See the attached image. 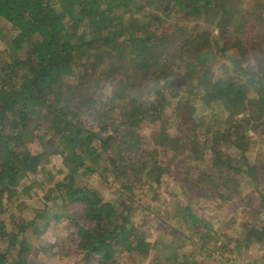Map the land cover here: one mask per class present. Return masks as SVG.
<instances>
[{
	"label": "trees",
	"instance_id": "1",
	"mask_svg": "<svg viewBox=\"0 0 264 264\" xmlns=\"http://www.w3.org/2000/svg\"><path fill=\"white\" fill-rule=\"evenodd\" d=\"M253 1L257 10L246 7L247 0H0V19L16 30L10 39L11 56L0 58V198L3 194L14 196L19 178L35 174L43 157L62 156L68 169L54 189L63 204L83 205L79 216L69 215L76 229L77 248L86 258L96 256L104 264H128L133 253H143L151 245L145 240L146 233L130 220V204L120 199L118 208L86 180L78 179L95 174L106 180L112 175L124 193H131L146 180L161 183L166 169L136 154L137 144L151 137L164 151L172 148L177 154H186L187 162L195 160V176L188 177L192 164L182 178L189 195L220 193V206L233 208L225 224L215 230L206 228L210 235L202 246L207 250L205 256H210L211 250H219L221 256L241 245L257 244L264 260V225H250L241 239L225 231L237 221L238 213L248 216L242 221L247 225L254 220L252 211L264 210V67L253 72L240 66L243 55L250 52H260L258 61L264 66L260 44L247 38L248 31L255 35L256 24L251 20L264 30V0ZM149 4L155 11H144ZM172 9L176 20L183 19L182 25L172 23L176 39L158 33L155 27L160 20L167 21ZM209 26L217 29V36L210 34ZM245 37L246 46L242 44ZM230 49L240 54L229 62L243 80L228 73L216 76L210 66ZM77 70H82L81 80L74 83L71 76ZM180 80L190 83L192 90L175 106L189 131H184L181 143L169 132V118H165L168 99L176 98ZM106 83L113 92L102 102ZM143 85L150 88L142 99L128 97V91ZM153 92L156 101L146 107L147 96ZM214 102L221 104L225 116L214 117L215 129L205 128L201 136L194 132L198 126L204 130L192 119L198 115L195 108L198 105L201 112L207 110L213 116ZM113 110L117 119L114 113L112 118L108 116ZM35 116L49 119L55 127L54 146L49 132L45 134L49 147L43 144L36 151L28 146L33 130L28 125ZM96 121L98 132L93 129ZM146 124L151 125L149 135L142 132ZM181 127H176L178 132ZM256 138L258 147L252 152L250 142ZM261 180L257 196L244 193L245 187L237 184L251 182L257 191ZM45 197L48 200L50 196ZM255 198L259 202L252 206ZM46 199L29 220L10 231L0 218V264L26 263L29 231L34 236L42 232L37 229L46 214ZM246 203L249 205L242 208ZM185 212L187 219L183 216L179 222L198 226L201 218L194 217L189 208L185 207ZM260 221L262 218L257 223ZM214 238L221 241L217 248Z\"/></svg>",
	"mask_w": 264,
	"mask_h": 264
},
{
	"label": "rangeland",
	"instance_id": "2",
	"mask_svg": "<svg viewBox=\"0 0 264 264\" xmlns=\"http://www.w3.org/2000/svg\"><path fill=\"white\" fill-rule=\"evenodd\" d=\"M244 3L246 7H250L253 10L258 9L256 7L257 3H254L253 0H247V2ZM144 11L150 12L155 11V9L153 5L149 4L146 5ZM168 12L169 15H166L167 21H163L166 20V18L162 19L156 23L155 27H157L158 33L172 35L173 38L176 39L177 34L173 32L176 28L172 26V23L175 22L177 25H182L183 19L180 17V20H176L178 18L176 13H173V9L168 10ZM251 22L252 24H256L254 31L255 35H253L251 31L250 33L248 31L247 38L253 37V43L260 44L261 49L264 51V30L260 27L261 24L253 20H251ZM190 24L191 23H189V25ZM199 24L203 29L205 26L203 21H200ZM209 28L212 29L211 35H218L216 28H211V26H209ZM15 33L16 30H12L7 22L0 19V58L5 59L11 56V54H9V52H11L10 39ZM242 44L246 46V37L242 40ZM237 54L240 55L239 52H234V50H225L219 54L216 59L212 60L210 66L212 70H214L215 75L220 76L227 73L228 75L234 74V77L238 78V80H243V75L238 77V68H234L229 62L231 58L235 59V56H238ZM244 55L240 60L241 68L254 72L264 67L258 61V59H260V52H250V54L247 53L245 56ZM227 68L230 69L227 70ZM81 73L82 70H77V72L71 76L74 83L80 82L81 79L79 78V74ZM177 86L179 91H177L178 94L176 98L172 100L170 98L168 99L169 105L166 108L165 118H169V120H166L169 132L171 131V134H175L173 136H176V140L181 143L180 138L182 134L184 131L186 133L189 131L188 127H186L187 124H184V120L175 113V106L178 99L180 100L181 97L185 96L188 97V91L192 90H190V83L188 84V82L184 80H180ZM149 88L150 85H143L133 91H128V97L134 96L142 99ZM103 89L100 100L105 102L107 96L113 92V88L109 83H106ZM121 102L120 99L115 101L114 104L117 106ZM214 104L215 111L213 110V116H211V113H207V110L205 113L201 112V108H198V105L196 106L195 114L198 115L192 116V119L197 123L200 122L204 130L198 126L196 131H194L195 133H200L202 136L205 132V128L210 127L215 129L216 125L212 123L214 117L220 118L219 116L222 115L223 118L225 116L226 111H220V108H222L221 104L219 102H214ZM99 106L100 105L97 104V108ZM105 107H103V109ZM115 111L117 112V110ZM113 113L114 118L117 119V114L115 115L114 110L112 113L108 111L109 118H112L111 115H113ZM201 113L203 114L200 115ZM85 120L87 124H90V118L86 117ZM97 122L98 121L94 123L95 127H93L96 132H98V128L96 127ZM48 125L51 129L48 128ZM28 126L33 128L28 141L30 142L28 143L30 148L36 151L41 150L43 148L42 145L46 144V140L49 138L45 135L47 132H49L50 137H53L54 140L51 146L57 143L55 135H58V132L55 130V127L51 125L49 119L45 121L43 118L35 116V118L31 119ZM178 126H182L179 132L176 128ZM150 128L151 125L146 124L143 126L142 132L149 135ZM150 138H143V140L137 144L139 147L137 151L141 150V152L136 151V154H140L143 159L148 157L149 162H155V164L157 163L161 168L166 169L165 173L162 175L163 178L161 183L156 184L151 180H146L143 184L135 186L131 193H124L118 189L117 181L115 182L112 175H108L106 180H101V178L95 174L90 177L86 176L78 179L79 182L86 180L92 188L96 189V191L102 195L104 200L112 202L118 208L120 207L118 204L120 199L130 204V220L136 224L139 230L146 233L145 240L150 242L151 245L143 253H133L131 262L128 264H176L181 261L191 262L192 264H264V260L261 257L262 251L260 245L257 244L251 247L241 245L238 250L232 251V253L227 252L221 256L219 250H211L210 256H205L207 250H203L202 246L203 244L207 245V238L210 235V233H208L209 230L206 228L208 227L215 230L214 227L225 224L233 208L226 205L220 206L219 201L222 200V197L219 195L220 193L203 192L204 195L201 193L189 195L188 193H190V191L184 184L182 178L185 177L183 175L185 169L192 166V164L195 166L190 168L188 177L192 178L195 176V167L197 168L198 166L195 160L187 162L186 154H177L172 148L164 151V146V148L161 146L158 147L154 143V140ZM252 138H254V136H252ZM257 142L258 138H256V140L253 139V141L250 142L252 146H250L249 150L254 152L258 147ZM95 143L97 142L95 141ZM46 146L49 147L48 144H46ZM154 146H156V149L153 148ZM59 147L61 148V146ZM152 149H154V151H152ZM235 151L231 150V152ZM174 154L176 157L172 160ZM252 155H254V153ZM40 167L35 174L28 173L26 176L24 175L19 178V183L14 192L17 193L14 196L8 197V194H3L0 198V218L6 222L7 229L10 231L16 224H19V222L29 220L37 210L39 211L43 207L46 199L45 196H50L48 200L46 199V214H42L43 217L38 221L37 230H42V232L38 236H34L29 231L30 238L28 239V244H30V248L26 255L27 261L25 264H104L101 259L96 256H88V258H86L76 246V229L69 215L73 217L79 216L83 209V205L80 203L63 204L62 201L57 198L54 186L65 176L68 169L64 159L58 154H50L47 157H43ZM121 181L124 180L121 179ZM125 182L129 185L127 181ZM238 183L241 188L245 187L244 193L249 195H254L256 193V196L260 190H262L263 184L262 180L258 181V190L255 191V186L251 182L240 183L238 181L237 184ZM238 201L237 199V202ZM258 202L259 198L252 199V206L257 205ZM20 203H24V205ZM248 205L249 204L246 203L241 207L244 208ZM185 207L187 209L189 208L190 213L194 215V217L198 219L201 218L198 226L195 225L190 227L188 225V228L185 224L179 222V220H182L181 218L183 216H185L186 219L188 217L185 215ZM242 208H240V210ZM238 214V219L241 221L239 222L238 219H236L237 221L233 226L225 229L226 233L230 234L233 238H244L245 232H247V230L250 229V225H254V223L256 225H264V210L256 214L252 211V217L250 216V218L254 220L247 225H244L242 221H247L248 216L246 214L241 216L242 213ZM258 218H262L263 221L257 223ZM85 223L86 225L88 224V222ZM206 235H208V237ZM214 239L217 241L214 247L217 248L220 239ZM231 243H233V241ZM235 254L236 256L234 257L233 255ZM172 256H177L175 263L172 261Z\"/></svg>",
	"mask_w": 264,
	"mask_h": 264
},
{
	"label": "clouds",
	"instance_id": "3",
	"mask_svg": "<svg viewBox=\"0 0 264 264\" xmlns=\"http://www.w3.org/2000/svg\"><path fill=\"white\" fill-rule=\"evenodd\" d=\"M147 101L148 103L145 105L146 107L151 106L153 103H155L156 95L154 92L147 96Z\"/></svg>",
	"mask_w": 264,
	"mask_h": 264
}]
</instances>
